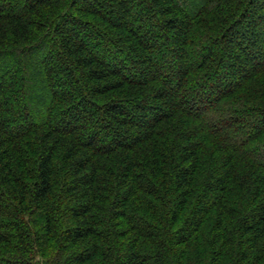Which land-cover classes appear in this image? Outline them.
Masks as SVG:
<instances>
[{"label": "trees", "instance_id": "obj_1", "mask_svg": "<svg viewBox=\"0 0 264 264\" xmlns=\"http://www.w3.org/2000/svg\"><path fill=\"white\" fill-rule=\"evenodd\" d=\"M0 264H264V0H0Z\"/></svg>", "mask_w": 264, "mask_h": 264}, {"label": "rangeland", "instance_id": "obj_2", "mask_svg": "<svg viewBox=\"0 0 264 264\" xmlns=\"http://www.w3.org/2000/svg\"><path fill=\"white\" fill-rule=\"evenodd\" d=\"M146 18V17H145ZM146 19H148V18H146Z\"/></svg>", "mask_w": 264, "mask_h": 264}]
</instances>
